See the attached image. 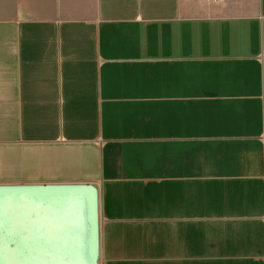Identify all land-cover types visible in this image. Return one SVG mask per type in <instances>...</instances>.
Listing matches in <instances>:
<instances>
[{
	"label": "crops",
	"instance_id": "0c3cea01",
	"mask_svg": "<svg viewBox=\"0 0 264 264\" xmlns=\"http://www.w3.org/2000/svg\"><path fill=\"white\" fill-rule=\"evenodd\" d=\"M53 181L101 264H264V0H0V182Z\"/></svg>",
	"mask_w": 264,
	"mask_h": 264
},
{
	"label": "water",
	"instance_id": "95a60500",
	"mask_svg": "<svg viewBox=\"0 0 264 264\" xmlns=\"http://www.w3.org/2000/svg\"><path fill=\"white\" fill-rule=\"evenodd\" d=\"M93 181L0 182V264H101Z\"/></svg>",
	"mask_w": 264,
	"mask_h": 264
}]
</instances>
